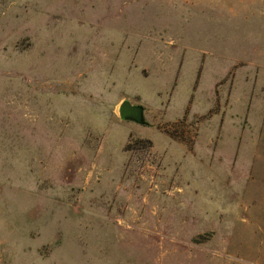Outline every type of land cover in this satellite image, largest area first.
<instances>
[{
    "label": "rangeland",
    "instance_id": "rangeland-1",
    "mask_svg": "<svg viewBox=\"0 0 264 264\" xmlns=\"http://www.w3.org/2000/svg\"><path fill=\"white\" fill-rule=\"evenodd\" d=\"M0 264H264V0H0Z\"/></svg>",
    "mask_w": 264,
    "mask_h": 264
},
{
    "label": "water",
    "instance_id": "water-1",
    "mask_svg": "<svg viewBox=\"0 0 264 264\" xmlns=\"http://www.w3.org/2000/svg\"><path fill=\"white\" fill-rule=\"evenodd\" d=\"M119 115L122 120H131L139 124L145 123L144 109L140 105H134L124 100L119 105Z\"/></svg>",
    "mask_w": 264,
    "mask_h": 264
}]
</instances>
